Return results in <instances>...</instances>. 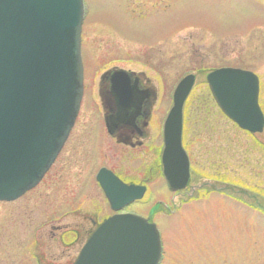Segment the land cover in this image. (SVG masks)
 I'll use <instances>...</instances> for the list:
<instances>
[{
  "label": "rangeland",
  "instance_id": "rangeland-1",
  "mask_svg": "<svg viewBox=\"0 0 264 264\" xmlns=\"http://www.w3.org/2000/svg\"><path fill=\"white\" fill-rule=\"evenodd\" d=\"M85 1L86 77L77 122L44 180L20 199L0 202V264H72L89 234L113 213L96 179L103 166L149 185L144 199L123 211L157 223L161 264H264V221L195 196L201 176L228 177L264 194V132L240 128L207 82L215 67L253 70L261 78L264 107V0ZM116 68L144 74L156 93L147 138L136 148L118 144L105 126L100 81ZM194 72L183 137L192 181L173 192L160 169L164 121L178 83Z\"/></svg>",
  "mask_w": 264,
  "mask_h": 264
},
{
  "label": "water",
  "instance_id": "water-1",
  "mask_svg": "<svg viewBox=\"0 0 264 264\" xmlns=\"http://www.w3.org/2000/svg\"><path fill=\"white\" fill-rule=\"evenodd\" d=\"M84 16V0H0V200L16 199L36 186L69 137L84 94ZM111 77L107 127L119 142L131 144L119 132L134 124L152 93L142 91L137 80L130 84L125 70ZM208 79L230 118L251 132L264 131L256 73L228 67L211 72ZM195 82L194 74L180 82L165 125V174L175 190L190 180L183 107ZM98 180L117 210L147 190L125 183L107 168ZM161 253L156 224L121 213L93 233L75 264H159Z\"/></svg>",
  "mask_w": 264,
  "mask_h": 264
},
{
  "label": "flooded vegetation",
  "instance_id": "flooded-vegetation-1",
  "mask_svg": "<svg viewBox=\"0 0 264 264\" xmlns=\"http://www.w3.org/2000/svg\"><path fill=\"white\" fill-rule=\"evenodd\" d=\"M130 79L133 82L138 80L140 89L143 91L152 89L151 81L146 79L144 74H131ZM100 85L103 87L101 91L102 98L107 103V101L113 99L110 94L112 87L111 75L105 77ZM152 104L153 102L150 104L147 102L145 106L147 112L143 110L136 118L134 124L122 127L119 135H122L124 138H130L131 144H144L148 133L149 118L152 114ZM151 168L153 169V167ZM198 171L200 173L203 172L201 168ZM200 179L203 180L195 184V196H197L198 201H212L214 205L234 207L241 211L247 219L248 215H251L259 222L264 221V194L249 186L234 184L228 177L201 176ZM233 189L238 192L240 191L248 198L238 199L233 194ZM214 195L222 196L223 199L215 201L216 199H212Z\"/></svg>",
  "mask_w": 264,
  "mask_h": 264
}]
</instances>
